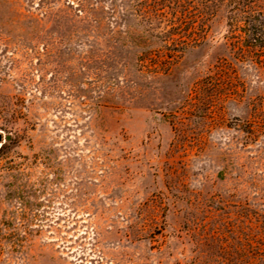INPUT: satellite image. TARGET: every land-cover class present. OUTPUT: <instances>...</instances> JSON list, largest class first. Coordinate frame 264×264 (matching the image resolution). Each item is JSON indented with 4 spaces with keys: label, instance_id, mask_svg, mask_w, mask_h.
Listing matches in <instances>:
<instances>
[{
    "label": "rangeland",
    "instance_id": "obj_1",
    "mask_svg": "<svg viewBox=\"0 0 264 264\" xmlns=\"http://www.w3.org/2000/svg\"><path fill=\"white\" fill-rule=\"evenodd\" d=\"M229 3L0 0V264H264V27Z\"/></svg>",
    "mask_w": 264,
    "mask_h": 264
},
{
    "label": "trees",
    "instance_id": "obj_2",
    "mask_svg": "<svg viewBox=\"0 0 264 264\" xmlns=\"http://www.w3.org/2000/svg\"><path fill=\"white\" fill-rule=\"evenodd\" d=\"M257 1L264 0H230L229 4L238 11H244L248 14L246 17L248 20V25L251 27L252 35H250L251 40L254 43H263V38L258 34V28L264 27V10H257ZM247 11V12H246Z\"/></svg>",
    "mask_w": 264,
    "mask_h": 264
},
{
    "label": "water",
    "instance_id": "obj_3",
    "mask_svg": "<svg viewBox=\"0 0 264 264\" xmlns=\"http://www.w3.org/2000/svg\"><path fill=\"white\" fill-rule=\"evenodd\" d=\"M8 139V138H7ZM0 141H2V136L0 135Z\"/></svg>",
    "mask_w": 264,
    "mask_h": 264
}]
</instances>
